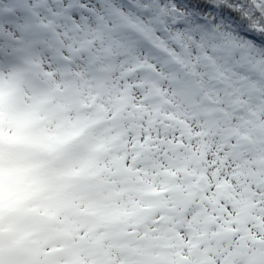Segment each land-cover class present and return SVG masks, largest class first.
<instances>
[{
	"label": "snow or ice",
	"instance_id": "6c2138e0",
	"mask_svg": "<svg viewBox=\"0 0 264 264\" xmlns=\"http://www.w3.org/2000/svg\"><path fill=\"white\" fill-rule=\"evenodd\" d=\"M0 264H264V0H0Z\"/></svg>",
	"mask_w": 264,
	"mask_h": 264
}]
</instances>
